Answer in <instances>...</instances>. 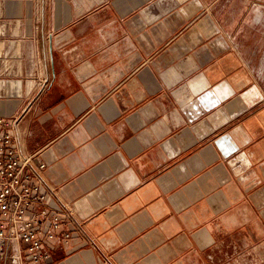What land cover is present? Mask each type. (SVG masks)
Instances as JSON below:
<instances>
[{
  "label": "crops",
  "instance_id": "0c3cea01",
  "mask_svg": "<svg viewBox=\"0 0 264 264\" xmlns=\"http://www.w3.org/2000/svg\"><path fill=\"white\" fill-rule=\"evenodd\" d=\"M47 10L0 2V117L72 211L44 264H264V0Z\"/></svg>",
  "mask_w": 264,
  "mask_h": 264
},
{
  "label": "built area",
  "instance_id": "2783aa9c",
  "mask_svg": "<svg viewBox=\"0 0 264 264\" xmlns=\"http://www.w3.org/2000/svg\"><path fill=\"white\" fill-rule=\"evenodd\" d=\"M45 164L21 147L16 119L0 117V262L44 264L53 243L71 239L72 211L45 185Z\"/></svg>",
  "mask_w": 264,
  "mask_h": 264
},
{
  "label": "rangeland",
  "instance_id": "374dc122",
  "mask_svg": "<svg viewBox=\"0 0 264 264\" xmlns=\"http://www.w3.org/2000/svg\"><path fill=\"white\" fill-rule=\"evenodd\" d=\"M12 0H0L1 3L9 2ZM15 1H28L30 3H38V2H46L48 10L46 12V19L48 23H52L53 19L55 17V6H56V0H15ZM71 2V0H63L64 5H68ZM32 17L35 16V14H38V11L30 10Z\"/></svg>",
  "mask_w": 264,
  "mask_h": 264
}]
</instances>
